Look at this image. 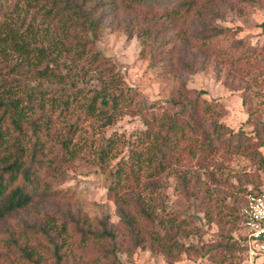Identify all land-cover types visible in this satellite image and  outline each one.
Masks as SVG:
<instances>
[{"label": "trees", "instance_id": "16d2710c", "mask_svg": "<svg viewBox=\"0 0 264 264\" xmlns=\"http://www.w3.org/2000/svg\"><path fill=\"white\" fill-rule=\"evenodd\" d=\"M201 1L0 0V264H122L120 251L149 242L175 258L180 243L157 229L147 182L173 171L188 183L177 166L187 158L210 160L221 149L264 168V121H256L253 132L234 130L223 121V103L208 102L204 90L191 96L183 84L181 100H171L181 105L178 110L142 105L145 129L128 139L97 136L139 96L98 41L108 31L144 43L143 36L155 37L157 48L147 55L153 66L164 65L161 72H170L165 67L175 64L164 46L202 12ZM211 29L205 44L226 31ZM161 34L172 36L159 39ZM88 149H97L101 166L128 149L107 178L117 224L109 214L98 217L73 206L72 195L55 188L54 180L88 158Z\"/></svg>", "mask_w": 264, "mask_h": 264}, {"label": "rangeland", "instance_id": "374dc122", "mask_svg": "<svg viewBox=\"0 0 264 264\" xmlns=\"http://www.w3.org/2000/svg\"><path fill=\"white\" fill-rule=\"evenodd\" d=\"M197 7L202 12L164 46L173 53L175 65L165 67L170 72L163 73L164 65L150 62L147 54L157 48L155 37L143 36L144 43L136 35L130 38L123 32L108 31L98 41L104 55L116 63L126 84L139 96L133 109L107 129L99 130L97 136L116 133L128 139L145 129L138 112L142 105L157 103L178 110L181 105L171 100H181L182 84L191 96L204 90L202 97L208 102L223 103L227 110L223 121L234 130L253 132L254 123L264 121V0H202ZM213 27L226 31L212 38L214 44H205ZM95 150L88 149V158H79L61 180H54V185L72 195L73 206H82L98 217L109 214L117 224L120 218L116 204L107 195V178L128 149H122L103 166ZM260 150L264 154V146ZM257 164L253 158L221 149L210 160L187 158L177 166L188 183L173 171L147 182V207L153 212L157 229L172 233L180 243L178 254L175 258L165 255L149 242L146 248L120 251L122 264H246L240 246L239 215L248 191L264 187V168H257ZM231 243L234 246L230 248ZM224 257L226 260L220 262Z\"/></svg>", "mask_w": 264, "mask_h": 264}, {"label": "built area", "instance_id": "2783aa9c", "mask_svg": "<svg viewBox=\"0 0 264 264\" xmlns=\"http://www.w3.org/2000/svg\"><path fill=\"white\" fill-rule=\"evenodd\" d=\"M240 222L246 264H264V188L247 194Z\"/></svg>", "mask_w": 264, "mask_h": 264}]
</instances>
